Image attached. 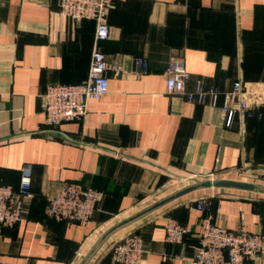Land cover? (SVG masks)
I'll return each instance as SVG.
<instances>
[{
  "label": "crops",
  "instance_id": "crops-1",
  "mask_svg": "<svg viewBox=\"0 0 264 264\" xmlns=\"http://www.w3.org/2000/svg\"><path fill=\"white\" fill-rule=\"evenodd\" d=\"M57 10L56 0H0V185L17 191L21 169L32 170L27 219L0 226V264H79L105 231L190 178L264 186V105L254 108L261 119L237 114L227 128L221 96L212 106L167 95L164 76L179 59L190 74L187 93L197 83L220 92L236 81L264 89V0H112L99 49L122 71L106 73L107 94L88 103L82 120L52 128L41 95L86 80L95 27ZM66 183L100 192L87 223L45 215ZM200 201L210 209H195ZM208 216L233 233L264 236V194L192 192L112 235L88 264H118L111 250L126 232L142 240L138 264H190ZM169 221L188 229L182 244L165 241Z\"/></svg>",
  "mask_w": 264,
  "mask_h": 264
},
{
  "label": "built area",
  "instance_id": "built-area-1",
  "mask_svg": "<svg viewBox=\"0 0 264 264\" xmlns=\"http://www.w3.org/2000/svg\"><path fill=\"white\" fill-rule=\"evenodd\" d=\"M58 14L74 20L94 23L93 49L86 80L78 85H52L41 95L45 123L59 128L65 123L82 120L87 113V105L97 101L108 92V77L112 71L119 74L121 66L109 67L99 44L108 39V12L112 0H56ZM140 73L144 72V60L137 59ZM167 95H183L188 102L203 103L207 98L215 106L218 98H223L220 111L224 126L230 128L235 116L262 118L255 112V106L264 105V89L246 90L241 81L233 83L227 92L216 88L202 89L195 85L193 92H185L190 74L183 61L172 59L165 72ZM31 166L21 169L19 186L14 191L10 186L0 185V226L12 227L25 221L29 215L26 200L30 199ZM211 178L210 180H212ZM100 200V192L77 183H66L47 200L45 215L56 221L87 223ZM209 204L197 202L195 209L208 211ZM188 229L176 222L165 225V241L169 244L183 243ZM198 244L190 264H244L246 260H264V236L257 233H233L214 223L211 216L204 218L196 234ZM112 259L118 264H138L144 250L140 236L133 232L124 233L112 247ZM79 255V254H78Z\"/></svg>",
  "mask_w": 264,
  "mask_h": 264
},
{
  "label": "water",
  "instance_id": "water-1",
  "mask_svg": "<svg viewBox=\"0 0 264 264\" xmlns=\"http://www.w3.org/2000/svg\"><path fill=\"white\" fill-rule=\"evenodd\" d=\"M66 139L69 140L68 138ZM71 141L74 143L83 144L82 142H78L74 140ZM189 181L191 182V184H189L188 186H185L184 188H181L180 190H177L176 192L158 200L157 202L149 205L148 207L130 216L129 218L122 220L121 222L115 224L107 231H105L95 242V244L91 247V249L87 252V254L82 258L79 264H88L90 260L95 256V254L99 251V249L103 246V244L118 231L143 219L147 215L175 201L176 199L183 197L187 194H190L192 192L203 189H231V190H240V191L258 193V194H264V186L246 183V182L217 180V179L196 180L191 178L189 179Z\"/></svg>",
  "mask_w": 264,
  "mask_h": 264
},
{
  "label": "rangeland",
  "instance_id": "rangeland-1",
  "mask_svg": "<svg viewBox=\"0 0 264 264\" xmlns=\"http://www.w3.org/2000/svg\"><path fill=\"white\" fill-rule=\"evenodd\" d=\"M178 184H180V185H185L186 184V182L185 181H183V182H180V183H178ZM179 186V185H178Z\"/></svg>",
  "mask_w": 264,
  "mask_h": 264
}]
</instances>
